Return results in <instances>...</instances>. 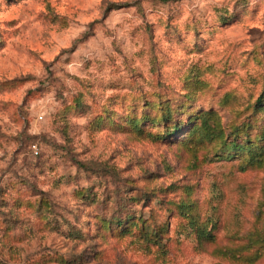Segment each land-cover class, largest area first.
Here are the masks:
<instances>
[{
	"label": "rangeland",
	"instance_id": "374dc122",
	"mask_svg": "<svg viewBox=\"0 0 264 264\" xmlns=\"http://www.w3.org/2000/svg\"><path fill=\"white\" fill-rule=\"evenodd\" d=\"M263 132L264 0H0V264H250Z\"/></svg>",
	"mask_w": 264,
	"mask_h": 264
},
{
	"label": "trees",
	"instance_id": "16d2710c",
	"mask_svg": "<svg viewBox=\"0 0 264 264\" xmlns=\"http://www.w3.org/2000/svg\"><path fill=\"white\" fill-rule=\"evenodd\" d=\"M162 1L165 3H168V2H179V1H184V0H162ZM163 118H166L168 120V116L164 115ZM210 120H212V119H209V117H206L205 121L203 123V129L206 132V138L214 137V136H223V133L221 132L222 129L220 128V123H218L216 121L214 123L215 126H211ZM222 139H224V138H222ZM261 139H264V132H263ZM260 150H264V149H260ZM226 151L227 152H236L237 154H239V153H250V155H251L250 165L251 166H253L254 164H258L259 160H258L257 153H261V152H259V147L257 145L251 144V145L246 146V145H241L240 143H237V141H233L231 143V145L227 147ZM262 240H260V242L262 244H264V241H262ZM255 243H257V241H255ZM263 256H264V254L258 251L249 257L243 256L242 260H244L245 262H249L250 264H254L257 261H259L260 259H262ZM234 258L240 259L239 257H235V256H234Z\"/></svg>",
	"mask_w": 264,
	"mask_h": 264
}]
</instances>
